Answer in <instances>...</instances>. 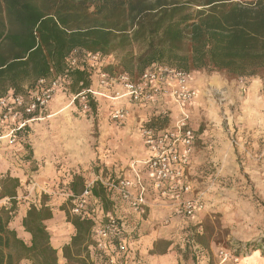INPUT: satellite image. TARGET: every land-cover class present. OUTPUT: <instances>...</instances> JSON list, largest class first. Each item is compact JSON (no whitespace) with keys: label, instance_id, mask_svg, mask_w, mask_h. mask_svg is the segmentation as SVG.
Instances as JSON below:
<instances>
[{"label":"trees","instance_id":"1","mask_svg":"<svg viewBox=\"0 0 264 264\" xmlns=\"http://www.w3.org/2000/svg\"><path fill=\"white\" fill-rule=\"evenodd\" d=\"M75 49L81 53L70 73L76 94L91 85L88 55L119 50L122 70L134 76L164 62L193 76L202 70L258 76L264 71V0H0V96L9 88L20 93L27 81L35 89L39 78L62 75ZM169 121L166 112L153 119L161 127ZM0 185V199L9 200L0 208V264H106L104 255L90 249L96 245L94 218L60 208L75 229L60 254L47 226L54 217L47 201L31 204L13 227L20 181L8 175ZM71 185L79 194L84 180L77 176ZM92 194L107 207L102 185H94ZM263 245L239 242L229 248L241 258Z\"/></svg>","mask_w":264,"mask_h":264},{"label":"crops","instance_id":"2","mask_svg":"<svg viewBox=\"0 0 264 264\" xmlns=\"http://www.w3.org/2000/svg\"><path fill=\"white\" fill-rule=\"evenodd\" d=\"M98 72L99 69L91 75V85L89 87L95 93L92 96V99L96 103V110H82L85 112L84 114L92 116H97L99 112L101 114L102 127L104 129L107 128V131L109 130L110 132L109 135L103 134L99 136L100 145L98 153L93 151L91 147L84 145L83 154L86 160L82 161V148L78 147L75 142L76 139L71 133L67 131L61 134L60 132L56 137L52 138L50 131L45 129V126L55 119H53L52 116L59 111L60 107L58 105L60 102L65 101L67 98L66 94L68 90L63 85V82H66V80H62L59 82L60 84L54 92L53 98L47 104L44 111L41 114H38L36 118L29 120L25 127L17 133V140L15 143H10L7 136L11 130V125L0 119V180L1 178L10 175L18 178L21 185L23 184V178H26L25 173L29 170L28 167L31 164V161L36 160L39 162L42 158L53 157L59 149L58 147H67L68 149L62 150L60 155L63 160H68L65 165L63 164L62 169L64 171L62 172H67L69 175L72 172L70 178L67 179V188L69 190L67 196H73L72 202L74 203V196L80 195L88 184L92 183L93 186L98 184L99 186L102 185L104 187L106 196L109 199V202L106 203L107 207L104 205L105 203L102 199L97 198L92 194L91 190L90 196L87 197V210L97 224L103 220L106 215L112 212L123 221L130 251V261L128 264H177L179 262L184 264L179 258V255L171 249L172 244L167 236V232L169 231L167 228H169L170 225L166 224L173 223L179 219L184 221L196 220L206 208L192 218H181L173 214L172 197L170 195L164 196L159 194V192L153 187L154 177L152 172L146 166V160L149 157L150 152L145 143L143 134V128L145 126H158L154 125L153 119L162 112H166L170 117L168 125L163 127L171 126L180 114L178 106L169 92L160 96L159 105H152L151 103H133L130 102L127 96H123L117 101V105L128 108V116L122 122L112 121V123H110L109 117L112 108V100L108 95L112 91L111 89H105L100 86ZM199 74L202 79H207V81H210L211 83L208 86L207 83H204V80L200 81V79H198L199 77L197 78L196 76L195 79L194 75L192 84L197 89L198 95L186 106V110L190 117V124L195 130L194 153L191 157L189 166L186 168L185 175L180 179V181L188 183L191 186L192 190L186 195V197L195 196L199 192L198 189L200 184L198 177L205 166L201 152L197 147V143L200 140H203L207 135H205V132L203 135L200 133L198 129L199 125H194L193 109L197 104H200L198 98L199 93H208V91H211V93L218 94L220 93L219 90L222 88L225 97L236 102L233 109L231 108L230 102H228L229 105H225L224 109L231 114L227 118L226 124L231 126L235 125L239 128L237 138L242 144L240 152L245 159L243 172L244 174H248L251 178V183L256 189L255 193H257V197L264 201V158L260 161L251 158L252 155L259 153L261 144L264 142V80L260 76L249 77L247 79V85L243 90L236 93L231 85L232 83L228 81L223 83L224 81H220L218 79L220 77L218 76V78H216L207 77L201 72H199ZM217 85L221 88H218ZM20 88L22 89L20 93L24 94L33 90L29 81L23 83ZM12 91L15 92L14 89L9 88L0 97L7 96ZM203 103L206 106V102ZM203 103L202 105H198L196 112H204L202 109L204 108ZM71 104L74 105V107H77L78 103L73 98ZM220 107L221 106L216 105V107L212 109V119L207 121H213L214 124L220 121V113L218 112ZM208 109L209 105L206 106V114L210 116ZM105 113L108 117H105L107 116ZM226 141L227 138L225 134L217 136L218 143L224 144ZM71 157L75 161L74 163L69 161ZM233 157H235V154L231 153L230 158L232 159ZM77 161H79V163H76ZM234 161L232 162V165L236 166ZM92 162L94 163V170H89V172L83 174L80 173V169L86 170ZM67 164L68 166L65 167ZM74 164L77 170L74 168L73 170L71 169V166ZM39 166L40 167L37 170L32 171L33 183L35 185L41 189H45L46 187L55 184L57 181L59 182L61 177H54L51 175L54 172V166H52V170H45L42 168L41 164H39ZM232 169L234 170V174L239 172L238 169ZM222 173L224 174V172ZM225 174L229 173L225 172ZM77 176H82L83 180L84 178L87 180L84 182V188H80L81 192L75 195L71 190V183ZM88 177L90 179H88ZM137 177L142 180L146 187L145 194L148 201L139 212L133 211L127 200L122 199L116 190L106 189L104 184L107 182H118L123 178L130 181H136ZM231 177L232 176L225 178L229 182L234 181L235 176H233L234 179H231ZM130 190L133 195H138L141 188L131 187ZM247 192L251 194L252 190L248 188ZM249 198L250 197H247V200ZM247 200L245 199L244 202ZM205 203L207 207L208 198H205ZM251 205L252 204L249 203V206ZM52 209L54 217L47 221V226L51 233L54 247L58 249L59 253H61L64 244L70 242L75 229L71 223L66 222V226L69 227V231H71L70 235L66 237L62 231V227L50 228V226H56V217L59 213L63 212L59 210V208L52 207ZM26 211L27 208L21 219L25 216ZM245 215L246 219H244V221L246 224L248 222L250 223V221H248V216L250 217L251 214L248 212ZM263 222L264 220H259V223ZM247 233L249 232L246 228H244L242 232H238L237 241L239 240L243 242L249 240L251 236L248 237ZM197 248L198 249L195 250L196 252H198V250L200 253L206 251L203 250L202 247ZM221 248L229 247L222 246L216 249L214 253L216 264L218 262V255ZM156 249H158V251ZM201 257L202 258L197 255L194 263L206 264L204 256ZM227 264H264V256L262 251L258 249L241 257L237 263L229 261Z\"/></svg>","mask_w":264,"mask_h":264},{"label":"rangeland","instance_id":"3","mask_svg":"<svg viewBox=\"0 0 264 264\" xmlns=\"http://www.w3.org/2000/svg\"><path fill=\"white\" fill-rule=\"evenodd\" d=\"M122 53L123 52L119 50L111 55L100 57L97 62L94 60L89 61L92 68L91 75H93L98 69H104L110 72L122 70L123 68L120 64ZM79 55H81V53H79ZM200 72L207 77H220L218 79L220 81L223 80V83H226V81L232 83L231 85L236 93L241 92L247 85L248 78H244V80L241 81V77L231 78L225 73H207L204 70ZM194 75L195 79L197 76L200 81L204 80V83H207L208 86L210 85L211 82L207 81V79H202L199 72ZM258 76L264 80V71ZM63 85L68 90L66 94L67 98L65 101L60 102L58 105L60 107L59 111L52 116L53 119H55L49 122V124L45 126V129L50 131L52 138L56 137L60 132L61 134L67 131L71 133L76 139L75 142L78 147L82 148V161H85L86 158L83 154V146L91 147L93 151L98 153L100 145L99 136L103 134L109 135L110 132L109 130L107 131V128L104 129L102 127V119L99 112L98 115H94V117L92 115L84 114L85 112L82 111L78 100H76L78 103L77 107H74V105L71 104L72 99L76 94L71 77H68L66 82H63ZM217 87L221 88L218 85ZM219 91L220 93L218 94L211 93V91H208V93H199L198 98L200 104H197L193 109L194 125H199L198 129L200 133L203 135L205 132V135H207L203 140H200L197 143V147L200 150L202 159L205 163V166L202 169L203 171L200 173L201 177H198L200 184L198 191L205 192V198H208V205L196 220L184 221L179 219L173 223L166 224L170 225L169 228H167L169 229L167 236L172 244L171 249L179 255V258L184 264H195L194 261L197 255H199L200 258H202L201 256H204L206 264H216L214 254L216 249L222 246L231 247L237 245L241 242L239 240L237 241L238 232H242L244 228L249 232L247 233L248 237H251L249 240L243 241L242 243H264V222L259 223V220H264V201L257 197V193H255L256 189L251 183V178L248 174H244L243 172L245 159L240 152L242 144L237 138L239 128L235 125L231 126L226 124L227 118L231 114L228 113L224 107L230 102L231 108L233 109L236 102L229 100L228 97L226 98L225 94L222 92V88ZM203 102H206V106L209 105L208 113L210 112V116L206 114V106ZM202 103L204 107L202 109L204 112H196L198 105H202ZM216 105L221 106L218 111L220 113V121L214 124L213 121L210 122L207 120L212 119V109L215 108ZM105 117H108V115ZM109 118L110 123L115 121L111 117ZM222 133L225 134L227 138V141L224 144L217 142V136L223 135ZM207 137L210 138L208 139ZM58 148L59 149L53 157L42 158L40 160L41 162H37L36 160L31 161V164L28 167L29 170L25 173L26 178H23V184L20 185L18 190L16 217L11 223L13 227L20 226L19 222L22 220L21 217L26 208L28 209L31 204L40 205L43 200H46L51 207L59 208V210H61L60 208L63 205H66L67 209L72 213L73 202L70 200V197L67 196V192H69L67 188V179L70 178L72 172L70 175L67 172H62L64 171L62 169L63 164L65 165L68 160H63L60 156L62 150H67L68 148ZM231 153L235 154V157L232 159L230 158ZM251 158L256 161L263 160L264 142L261 144L259 153L252 155ZM69 161L72 163L75 162L72 157ZM233 161L236 163V166L232 165ZM76 163H79V161ZM39 164H41L42 168L45 170H52V166H54V172L51 175L54 177H61L59 182L57 181L55 184L49 186L51 188L46 187L45 189H41L35 185L33 183L32 171L37 170L40 167ZM75 164L73 165L74 167L71 166L72 170L73 168L77 170ZM67 166L68 164L65 167ZM232 168H235L236 170L238 169L239 172L234 174ZM94 169V163L92 162L86 170L80 169V173L83 174ZM222 172H224V174ZM225 172L229 174H225ZM229 176H232L231 179H234L233 176H235L234 181H227L226 178ZM88 179L90 178L88 177ZM86 180L87 179L84 178V182H86ZM248 188L252 190L251 194L247 192ZM247 197L250 198L247 200ZM245 199L247 201L244 202ZM8 201L9 200L6 198L0 199V208L8 205ZM249 203L252 205L249 206ZM248 212L251 214L250 217L248 216V221H250V223L248 222L246 224L244 219H246L245 214ZM66 222H68L66 214L65 212H61L56 217V226L53 225L50 226V228L62 227V231L67 237L70 235L71 231H69V227L66 226ZM197 247H202V249L206 251L200 253L198 250V252H196L195 250L198 249ZM156 250L158 251V249ZM260 250L264 256V245ZM249 253H251V251ZM19 264H31V262L29 260H22ZM94 264L100 263L96 261Z\"/></svg>","mask_w":264,"mask_h":264},{"label":"built area","instance_id":"4","mask_svg":"<svg viewBox=\"0 0 264 264\" xmlns=\"http://www.w3.org/2000/svg\"><path fill=\"white\" fill-rule=\"evenodd\" d=\"M78 50H73L66 60V69L62 75L42 77L37 80L35 89L27 93L12 91L0 97V119L11 125L7 134L10 143H15L17 133L29 120L41 114L53 98L59 82L70 77L80 61ZM91 60L99 61L100 55H88ZM99 84L102 88L111 89L108 95L112 100L110 117L118 122L124 121L129 113L128 108L117 105V101L127 96L133 103L160 104V96L169 92L174 98L179 116L171 126H145L143 134L150 155L146 160L147 168L152 172L153 187L159 194L172 197L173 214L181 218H192L206 208L205 192L186 197L191 192L188 183L180 181L185 175L194 153L195 130L190 124L186 106L194 100L198 91L193 86L194 76L191 72L179 69L166 63H155L138 76L125 70L110 72L99 69ZM244 80L243 77L240 78ZM95 94L91 88L83 89L74 95L80 102L82 110H90L88 94ZM164 113V112H162ZM106 189L116 190L122 199L129 202L135 212H139L146 204V187L137 177L136 181L120 179L118 182L104 183ZM140 187L138 195H133L130 188ZM93 184H88L80 195L74 196L72 212L82 216H90L87 210V197L90 196ZM91 217V216H90ZM96 245L90 247L106 257V264H128L130 251L123 221L114 213H110L98 222ZM99 254V255H100ZM240 257L234 249L221 248L217 264L229 261L239 262Z\"/></svg>","mask_w":264,"mask_h":264}]
</instances>
